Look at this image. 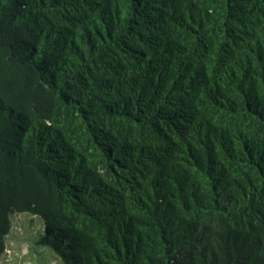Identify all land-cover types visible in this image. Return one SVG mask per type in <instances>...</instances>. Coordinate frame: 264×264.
Here are the masks:
<instances>
[{
	"label": "trees",
	"instance_id": "16d2710c",
	"mask_svg": "<svg viewBox=\"0 0 264 264\" xmlns=\"http://www.w3.org/2000/svg\"><path fill=\"white\" fill-rule=\"evenodd\" d=\"M21 214L58 264H264V0H0V264Z\"/></svg>",
	"mask_w": 264,
	"mask_h": 264
},
{
	"label": "rangeland",
	"instance_id": "374dc122",
	"mask_svg": "<svg viewBox=\"0 0 264 264\" xmlns=\"http://www.w3.org/2000/svg\"><path fill=\"white\" fill-rule=\"evenodd\" d=\"M13 228L1 264H58L54 251L39 243L43 222L29 214L12 216ZM34 219V220H33Z\"/></svg>",
	"mask_w": 264,
	"mask_h": 264
}]
</instances>
